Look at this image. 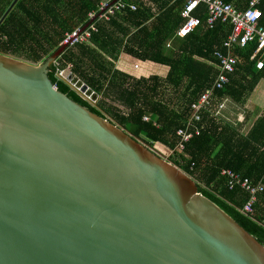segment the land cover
<instances>
[{"label":"water","instance_id":"95a60500","mask_svg":"<svg viewBox=\"0 0 264 264\" xmlns=\"http://www.w3.org/2000/svg\"><path fill=\"white\" fill-rule=\"evenodd\" d=\"M95 20L43 62L0 54V264H264L191 177L52 84ZM59 77L98 102L70 70Z\"/></svg>","mask_w":264,"mask_h":264},{"label":"trees","instance_id":"16d2710c","mask_svg":"<svg viewBox=\"0 0 264 264\" xmlns=\"http://www.w3.org/2000/svg\"><path fill=\"white\" fill-rule=\"evenodd\" d=\"M15 0H0V20ZM112 0H18L0 23V54L40 63L49 58L66 40L89 21V14L98 13L102 3ZM143 0L134 3L136 10L125 9L108 21L98 20L97 29L84 44L70 46L52 66L49 79L59 92L92 113L107 119L145 145L152 152L168 160L191 177L198 192L211 200L264 246V192L257 196L252 213L242 209L249 195L240 187L229 189L222 170H231L247 178L253 185H264V114L247 134L241 126L217 124L207 112L194 126L199 136L176 149V133L184 128L192 115L191 106L211 88L217 70L214 53L223 49V42L232 31L230 24L217 22L212 28L206 24L207 11L200 4L194 16L200 26L181 39L174 52L165 53L167 39L183 22L180 14L188 0ZM231 3L232 0H223ZM251 0H237L244 8ZM258 8L264 26V0ZM256 42L235 48L237 59L229 83L216 92L217 98L229 97L243 104L264 69L257 70L251 57ZM121 54L168 69L164 76L139 78L115 67ZM264 60V58H263ZM70 70L100 96L96 104L85 100L58 75ZM167 89L170 95L166 96ZM166 93V94H165ZM168 95V94H167ZM173 97V98H172ZM144 118H148L147 121ZM159 144L173 151L169 158L155 148Z\"/></svg>","mask_w":264,"mask_h":264},{"label":"built area","instance_id":"2783aa9c","mask_svg":"<svg viewBox=\"0 0 264 264\" xmlns=\"http://www.w3.org/2000/svg\"><path fill=\"white\" fill-rule=\"evenodd\" d=\"M135 1L137 0H120L113 5H109L110 2L102 3L98 13L89 14V20L96 17L95 22L83 34L74 39L71 46L86 43L92 33L97 31L95 23L98 20L108 21L111 16L125 9L135 11L136 6L133 3ZM260 2L261 0H251L245 9L239 10L231 3H226L223 0H188L182 9L180 16L183 24L176 34L178 38H186L200 26V20L194 16L200 4H204L206 7V24L210 28L217 22H221L230 24L232 31L223 42V49L216 51L213 55L216 60V63L213 64L218 72L217 77L211 88L206 90L198 102L191 106L192 115L188 124L176 133L178 139L176 149L184 150L185 145L193 136H199L201 130L195 127L194 123L201 121L203 112H207L217 124L230 123L236 126L234 122L226 119L224 115V112L228 110L231 104L230 99L227 97L217 98L216 92L222 90L229 83V77L236 70L237 59L233 56L235 48H244L248 44L256 42L257 48L251 60H255L260 56L257 59L256 68L259 71L264 69V26L260 24L262 19V12L258 8ZM103 10L104 12L101 14L100 12ZM73 34L67 35L66 40L71 38ZM167 47L169 48L170 45H167ZM135 68L137 69L138 67L136 66ZM144 120L147 121L148 118H144ZM156 147L154 146L157 150ZM166 151L170 156L173 153V151L168 149ZM221 175L227 179L229 189L240 187L248 193L249 198L244 204L242 212L246 214L252 213L257 196L264 192V185L261 183L253 185L249 179L243 178L240 174L227 169L222 170Z\"/></svg>","mask_w":264,"mask_h":264},{"label":"crops","instance_id":"0c3cea01","mask_svg":"<svg viewBox=\"0 0 264 264\" xmlns=\"http://www.w3.org/2000/svg\"><path fill=\"white\" fill-rule=\"evenodd\" d=\"M143 1L144 3H147L148 6H152V11H155V5H153L152 1ZM176 1L177 0H170L169 4L171 6H175L177 3ZM231 4L239 10H243L247 6L246 5L244 8H241V3L238 4L237 0H232ZM182 24L183 22L181 23V25ZM179 28H177V30L172 33L171 36L167 39L165 43V53L176 51L181 44V38L176 37ZM167 45H170V47L168 48ZM209 64L215 68L213 63ZM136 66L138 67L137 69L135 68ZM115 67L118 70L137 78H139L140 76L149 77L151 75L164 76L168 71V69L165 67L146 61H140L135 57L127 54H121L119 56ZM230 101L231 104L228 110L224 112L226 119H229L236 125H240L242 134H247L257 122V119L261 117L262 114H264V78H261L258 81L256 87L254 88L252 93H250L246 97L243 104H236L231 99Z\"/></svg>","mask_w":264,"mask_h":264},{"label":"rangeland","instance_id":"374dc122","mask_svg":"<svg viewBox=\"0 0 264 264\" xmlns=\"http://www.w3.org/2000/svg\"><path fill=\"white\" fill-rule=\"evenodd\" d=\"M15 57H17V56H15ZM17 58L24 60L23 58H20V57H17ZM25 61H27V60H25ZM66 69H67V70H70V66L67 67ZM66 69H65V70H66ZM70 71H71V70H70ZM60 74H62V71L58 73V75H60ZM165 94H166V93H165ZM167 94H168V95H167ZM167 94H166V96L171 97V95H170V91H169L168 89H167ZM172 98H173V97H172ZM154 146H157V147H156L157 150L159 149L158 152H159L160 154H162L164 157H166V158H169V157H170L169 153L166 151V150H167L166 148L162 147V146L159 145V144H155Z\"/></svg>","mask_w":264,"mask_h":264}]
</instances>
